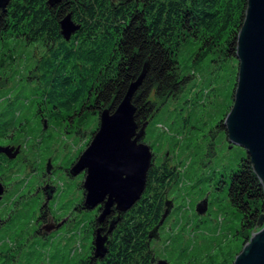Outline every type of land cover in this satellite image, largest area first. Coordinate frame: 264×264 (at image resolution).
<instances>
[{
    "label": "trees",
    "instance_id": "obj_1",
    "mask_svg": "<svg viewBox=\"0 0 264 264\" xmlns=\"http://www.w3.org/2000/svg\"><path fill=\"white\" fill-rule=\"evenodd\" d=\"M244 3L245 0H60L52 4L49 0H9L5 9L0 8V36L22 37L29 43L41 44L45 53L37 69L43 71L48 88L43 91V103L51 107L48 116L72 122L90 115L94 121L86 146L94 135L100 112H113L143 71L131 100L139 128L153 117L159 100L176 97L184 89L188 76L181 70L179 54L185 44L192 43L197 48L194 64L207 57L219 66L227 59H237ZM67 16L77 27L69 40L61 28ZM218 127L228 141L223 122ZM251 164L246 153L229 174L227 186L230 205L241 214L244 235L256 229L264 213L263 186ZM176 172L177 168L168 161L152 160L139 199L120 214L112 208L102 223L98 221L102 204L92 209L84 205V211L73 221L84 225L85 211H91L86 223L93 239L89 252L74 264H151L149 234L164 220L169 203L167 189ZM97 229L106 235L102 255L94 251Z\"/></svg>",
    "mask_w": 264,
    "mask_h": 264
},
{
    "label": "rangeland",
    "instance_id": "obj_2",
    "mask_svg": "<svg viewBox=\"0 0 264 264\" xmlns=\"http://www.w3.org/2000/svg\"><path fill=\"white\" fill-rule=\"evenodd\" d=\"M195 51L192 43L181 48L179 61L183 74L188 76L187 85L176 97L159 100L157 110L144 127L142 140L150 146L152 160L168 161L177 168L167 189V214L151 236V264L159 260L168 264H231L257 230L244 235L241 214L227 198L229 174L246 151L230 145L218 127L233 104L237 59H227L219 66L207 57L194 64ZM44 53L37 42L0 36V147L18 151L21 148L27 161L33 158L31 164L40 174L51 160L54 175L50 181L64 192L57 203H63L69 193V202L64 205L69 214L72 202L79 197L77 185L83 177H69L63 170L71 169L73 158L77 159L86 147L94 119L90 115L72 122L49 118L51 107L43 103V91L48 88L43 71L37 69ZM23 157L12 163L15 173L8 186L14 190L5 196L0 207L6 212V222L24 220L3 246H13L8 254L13 258L0 259V264H74L89 252L92 244L86 223L92 212L85 211L84 225L78 226V222L67 217L68 232H53L45 243L37 242L33 227L26 221L31 219L36 204L33 192L27 194L25 189L32 184L34 170L31 165L18 170ZM204 201L206 208L200 213L197 208Z\"/></svg>",
    "mask_w": 264,
    "mask_h": 264
},
{
    "label": "water",
    "instance_id": "obj_3",
    "mask_svg": "<svg viewBox=\"0 0 264 264\" xmlns=\"http://www.w3.org/2000/svg\"><path fill=\"white\" fill-rule=\"evenodd\" d=\"M58 1L49 0L52 4ZM8 2L0 0V8L5 9ZM61 28L66 40L77 29L68 16L61 21ZM236 58L238 68L233 104L223 125L229 143L244 148L249 155L264 193V0H245L237 34ZM143 73L130 85L128 93L113 112L109 109L100 112L94 135L70 169L73 176L84 172L85 206L92 209L102 204L103 209L98 216L100 223L112 208L118 214L129 209L145 187L152 153L150 146L140 142L145 124L140 128L136 124L135 107L131 101ZM11 150L0 147V152L14 157L18 149L12 155ZM205 208L204 201L197 211L204 212ZM166 214L167 210L163 219ZM115 222H111L109 230ZM158 226L149 234L150 237ZM256 229L231 264H264V213L260 215ZM105 242L106 235L97 229L93 241L96 255L104 253ZM157 264L168 263L160 260Z\"/></svg>",
    "mask_w": 264,
    "mask_h": 264
},
{
    "label": "flooded vegetation",
    "instance_id": "obj_4",
    "mask_svg": "<svg viewBox=\"0 0 264 264\" xmlns=\"http://www.w3.org/2000/svg\"><path fill=\"white\" fill-rule=\"evenodd\" d=\"M12 145L13 144H10V146ZM18 145V143L15 144V146ZM15 150L16 148L11 150L10 154L12 155ZM17 153L18 154H16L14 157H11L4 152H0V204L3 202L5 196L8 195L9 192H13L14 190L13 186H8V184H11L12 176L15 173L13 172L15 171V168L11 167L12 163H14L15 160L20 159L22 156H24L22 159L23 163L18 166V170L23 169L25 166L27 168V165H31L32 169L34 170V172H32V184H30V186L25 189L27 194L33 192V198L34 200H36V204L33 205V214L31 216V219L29 217V219H26V221L27 225H31L33 227V234L36 236L35 239L37 240V242L45 243L51 238H47L49 236L48 234L51 235L53 232H56L59 235L62 230L68 232V218L70 217L71 220H73L76 215H79V212L84 211L83 208L85 205V191L82 183L84 179V172H81L76 176H72L70 174V167H67L65 170H63L69 177H83V179L80 181L81 186L80 184H78L79 186L77 187V189L79 190V197L76 199V201L72 202L73 208L69 210L70 213L68 214V210L64 209V205L69 202V193L66 192V196L63 203H57L63 197L64 192L62 189H59L58 186H55L50 181L51 175H54L52 173L54 165L51 164V160L46 163L45 169L42 170V173L40 174L41 171L38 172L37 167H34V165L31 164V162L33 161L32 157L29 159V161H27L28 158H26L25 153H22L21 148H19V151ZM76 160V158H73L71 164H74ZM80 209L81 211L74 213V210L78 211ZM3 216L6 217V212L5 210H1L0 207V259L6 260L13 258L12 255H8L10 253L9 250L13 248V246L10 245L7 248L3 247L5 240L7 239V237H9V234H13L17 230V228L21 227L20 225L23 224L24 219L20 220L19 218L12 220L11 222H6ZM77 225L79 226V221ZM63 237L64 236H61L60 240H62ZM14 243L15 240H12V244ZM151 261L153 263V257L151 258Z\"/></svg>",
    "mask_w": 264,
    "mask_h": 264
},
{
    "label": "bare ground",
    "instance_id": "obj_5",
    "mask_svg": "<svg viewBox=\"0 0 264 264\" xmlns=\"http://www.w3.org/2000/svg\"><path fill=\"white\" fill-rule=\"evenodd\" d=\"M160 261V260H159Z\"/></svg>",
    "mask_w": 264,
    "mask_h": 264
}]
</instances>
